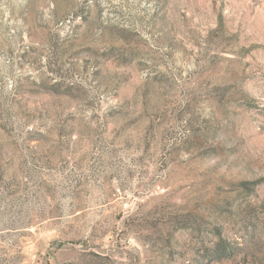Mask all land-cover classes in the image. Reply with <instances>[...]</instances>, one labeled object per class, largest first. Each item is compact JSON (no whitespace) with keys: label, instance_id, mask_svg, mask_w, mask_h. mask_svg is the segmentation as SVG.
Returning a JSON list of instances; mask_svg holds the SVG:
<instances>
[{"label":"rangeland","instance_id":"rangeland-1","mask_svg":"<svg viewBox=\"0 0 264 264\" xmlns=\"http://www.w3.org/2000/svg\"><path fill=\"white\" fill-rule=\"evenodd\" d=\"M0 264H264V0H0Z\"/></svg>","mask_w":264,"mask_h":264}]
</instances>
